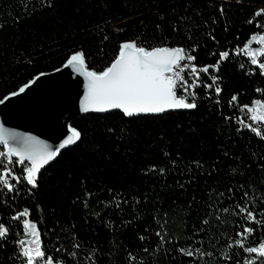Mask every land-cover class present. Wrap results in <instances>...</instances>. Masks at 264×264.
<instances>
[{"label": "trees", "instance_id": "16d2710c", "mask_svg": "<svg viewBox=\"0 0 264 264\" xmlns=\"http://www.w3.org/2000/svg\"><path fill=\"white\" fill-rule=\"evenodd\" d=\"M260 7L264 0H0V98L39 72H54L75 50L83 49L89 67L100 69L121 40L139 37L158 45L177 13L211 25L195 31L201 44L194 53L198 65L218 59L209 51L230 53L218 71L209 70L220 77L219 104L198 88L195 109L131 118L116 110L74 120L71 126L81 131L82 139L38 174L31 194L0 191V222L19 231L10 217L28 207L49 252L61 249L67 264H235L236 259L244 264L252 259L253 254L234 244L244 224L236 205L246 204L260 219L264 139L241 126V119L258 125L235 105L264 99V77L247 74L256 66L242 51L257 31L255 19L247 21ZM257 87L261 93L255 92ZM233 94L237 101L230 106ZM262 232L257 228L246 246L264 239ZM14 239L10 233L0 242V264H17ZM179 247H200L211 255L189 258ZM73 251L75 259L67 256Z\"/></svg>", "mask_w": 264, "mask_h": 264}, {"label": "snow or ice", "instance_id": "6c2138e0", "mask_svg": "<svg viewBox=\"0 0 264 264\" xmlns=\"http://www.w3.org/2000/svg\"><path fill=\"white\" fill-rule=\"evenodd\" d=\"M236 2L239 3L240 0ZM189 6H185V12ZM218 11L221 15L224 14L223 5ZM193 12L199 15L194 7ZM173 19L174 22L167 23L161 16V21L167 23L170 32L160 39L158 45H152L139 37L121 40L114 54L100 69L89 67L83 49H78L67 55L60 67L54 68L53 71L61 72L64 69H70L77 78L83 77L85 91L80 101V109L83 112L105 113L110 110H120L125 117L131 118L138 114L164 113L171 109H195L200 97L198 88L204 89L205 96L214 98L219 104V96L222 92L218 83L220 77L209 70L218 71L221 62L229 59V50L209 51V56H217L218 59L212 64L198 65L197 56L194 53H197L201 44L195 38V31L203 26L210 27L209 21L201 19L200 24H197L191 15L181 16L179 13ZM253 19H255L257 31L252 33L250 39L243 44L242 51L249 58L250 65L256 66L249 67L247 74L259 72L261 77H264V7L255 10L247 23L253 24ZM211 23H216L214 18ZM156 27L160 29L161 24H157ZM206 36L215 40L211 32L206 33ZM108 39L107 36L104 37L105 41ZM253 43L255 47L250 46ZM240 67L243 68L244 65L241 64ZM46 75L45 72H39L22 83L17 90L4 94L0 98V105L21 94H26L41 77ZM254 90L257 93L262 92L259 87ZM233 101H237V94L230 97L228 101L230 106ZM235 107L245 113V118L258 125L245 124L244 119H241L239 121L241 126L264 139V136H261V127H264V99H252L249 103L242 105L237 103ZM81 139V131L68 125L67 134L57 146L53 147L38 137L17 136L6 131L4 124L0 123V145L3 146V150L0 151V191L16 196H19L22 191L31 194L38 186V174L41 169L53 161L61 149ZM16 165L19 167L16 168ZM155 167L152 165L151 169ZM159 171L163 173L165 169L160 168ZM228 191L232 193L231 188ZM243 196L247 197L248 193L245 191ZM112 202L117 208L120 207L116 196H113ZM236 209L238 210L236 215L244 221V224L239 225L241 230L236 235L241 238L235 239L234 244L240 251L253 254V258L246 259L244 264H264V239L257 240L256 246H246V241L255 235L257 228L264 230V207L259 208L260 219H257V212L246 204L242 206L238 203ZM223 211L227 212L228 209L225 208ZM29 217L28 207L16 210L10 217V220L19 226V231H16L11 223L6 225L0 222V242L6 241L10 233L15 234L13 243L16 253L13 259L17 261V264H67L61 249L56 248L49 252L47 245L42 241L38 223ZM250 224L255 226H249ZM198 232L203 233L204 229H198ZM157 235L160 236V233ZM196 243H203V241L199 240ZM2 247L4 244L0 243V248ZM73 247L78 249L80 243L75 242ZM178 251L189 258L196 254L211 255L200 247H179ZM67 256L75 259L76 252H69ZM233 258V256L228 257V259ZM190 264L195 262L191 261ZM235 264H240V261L236 259Z\"/></svg>", "mask_w": 264, "mask_h": 264}, {"label": "water", "instance_id": "95a60500", "mask_svg": "<svg viewBox=\"0 0 264 264\" xmlns=\"http://www.w3.org/2000/svg\"><path fill=\"white\" fill-rule=\"evenodd\" d=\"M84 91L83 77L77 78L70 69L47 73L26 94H21L0 105V123L4 124L6 131L17 136L38 137L49 146L55 147L67 134L68 125H72L74 120L91 113H108L81 111L80 101L83 99ZM173 110L178 109L165 112ZM112 111L116 110L109 112ZM70 146L72 145L64 149ZM53 161L45 165L41 171Z\"/></svg>", "mask_w": 264, "mask_h": 264}, {"label": "rangeland", "instance_id": "374dc122", "mask_svg": "<svg viewBox=\"0 0 264 264\" xmlns=\"http://www.w3.org/2000/svg\"><path fill=\"white\" fill-rule=\"evenodd\" d=\"M251 47H255L256 45H255V43H253L252 45H250Z\"/></svg>", "mask_w": 264, "mask_h": 264}]
</instances>
